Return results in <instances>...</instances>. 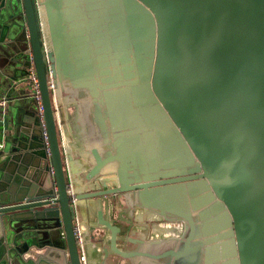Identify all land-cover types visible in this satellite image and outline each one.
Here are the masks:
<instances>
[{
	"label": "water",
	"instance_id": "1",
	"mask_svg": "<svg viewBox=\"0 0 264 264\" xmlns=\"http://www.w3.org/2000/svg\"><path fill=\"white\" fill-rule=\"evenodd\" d=\"M0 53L34 64L50 141L33 99L3 128L0 264H90L76 221L120 195L184 231L124 250L99 206L97 264H264V0H2ZM69 102L90 157L68 141Z\"/></svg>",
	"mask_w": 264,
	"mask_h": 264
},
{
	"label": "crops",
	"instance_id": "2",
	"mask_svg": "<svg viewBox=\"0 0 264 264\" xmlns=\"http://www.w3.org/2000/svg\"><path fill=\"white\" fill-rule=\"evenodd\" d=\"M2 0H0L1 3ZM13 4L16 6L20 5V0H12ZM17 55L12 53V55L3 56L0 53V97L7 98L6 108V125L4 122L0 121V139L2 137L3 128L8 125V128H14L15 120L20 119L24 121L26 117L30 114V105L33 102L34 91L28 80V69H24L19 64L23 63V59H17ZM71 102H69V105ZM70 111V121L74 130V135L68 140L73 145L76 144L77 150L75 156L80 158L81 155H87L90 157V140L85 133V127L79 122L78 118V106L70 105L68 107ZM65 111V108H64ZM20 112V116L18 113ZM3 114V106L0 104V118ZM75 124V127H74ZM2 139L0 140V142ZM113 179L108 180L109 185H113ZM92 187L96 185L93 182L90 183ZM102 202L99 204L100 208L104 212V217L110 220L112 223L122 227V232L119 237L120 247L124 250H134L138 247L131 246L126 243L127 235L134 234V236H147V229L142 225L140 220V214L144 210H139L132 212L129 206L126 204V200L123 196H110L108 198H103ZM98 206V207H99ZM88 209L84 214L83 227L87 235L88 250L87 256L90 264H97L100 262L99 253H101L102 248L97 247L95 243L91 242V235L96 234L97 239H103V246L109 247V232L102 228L90 229V224H96L97 222V208ZM147 239V238H146ZM86 246V245H85ZM115 257V256H114ZM117 264H125L124 260H119Z\"/></svg>",
	"mask_w": 264,
	"mask_h": 264
},
{
	"label": "built area",
	"instance_id": "3",
	"mask_svg": "<svg viewBox=\"0 0 264 264\" xmlns=\"http://www.w3.org/2000/svg\"><path fill=\"white\" fill-rule=\"evenodd\" d=\"M28 80L31 83L32 89L34 91L33 98H34V102L36 106L37 115L39 117L40 128L42 131V140H43L44 146L49 151L50 141H49V135H48V130H47V123L45 119V107H44V102H43V95L40 90V83H39L40 80H39V76L37 74L34 64H32L29 69ZM48 89L50 91V95H51V98H52V101L55 107V115L57 116L58 123L62 129L64 125L63 120L65 119L64 106H63L61 96L59 94V88H58L57 81L51 71H49ZM4 99L5 98H3L0 103L2 104L5 103ZM1 148H3L2 142H0V149ZM69 193L71 194V196H73L72 189H69ZM75 235H76L78 246L84 249L86 245L87 235L85 233V230H84V227L81 221L79 220H77L75 224ZM81 258L82 260L86 261L85 255L83 253L81 255Z\"/></svg>",
	"mask_w": 264,
	"mask_h": 264
},
{
	"label": "flooded vegetation",
	"instance_id": "4",
	"mask_svg": "<svg viewBox=\"0 0 264 264\" xmlns=\"http://www.w3.org/2000/svg\"><path fill=\"white\" fill-rule=\"evenodd\" d=\"M121 196L122 195L119 197ZM139 216L142 225L145 227V230L147 229L148 231L147 236H141L144 239L160 240L170 237H179L184 231V224L182 222L165 221L150 211H143ZM129 237L137 238L138 236H134V234L131 233Z\"/></svg>",
	"mask_w": 264,
	"mask_h": 264
},
{
	"label": "rangeland",
	"instance_id": "5",
	"mask_svg": "<svg viewBox=\"0 0 264 264\" xmlns=\"http://www.w3.org/2000/svg\"><path fill=\"white\" fill-rule=\"evenodd\" d=\"M74 127H75V124H74ZM108 237H109V234H108Z\"/></svg>",
	"mask_w": 264,
	"mask_h": 264
}]
</instances>
